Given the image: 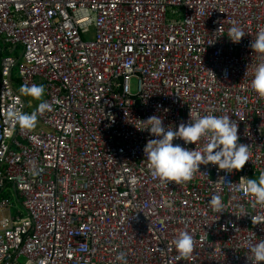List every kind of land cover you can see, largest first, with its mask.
<instances>
[{
	"label": "built area",
	"instance_id": "built-area-1",
	"mask_svg": "<svg viewBox=\"0 0 264 264\" xmlns=\"http://www.w3.org/2000/svg\"><path fill=\"white\" fill-rule=\"evenodd\" d=\"M260 31L264 0H0V43L22 48L0 70V264H251L264 239V206L247 194L264 175V98L248 87ZM32 84L50 110L21 131L5 113L17 98L33 112L19 92ZM190 113L237 122L249 161L161 184L143 121L175 130ZM180 231L189 258L171 244Z\"/></svg>",
	"mask_w": 264,
	"mask_h": 264
},
{
	"label": "clouds",
	"instance_id": "clouds-1",
	"mask_svg": "<svg viewBox=\"0 0 264 264\" xmlns=\"http://www.w3.org/2000/svg\"><path fill=\"white\" fill-rule=\"evenodd\" d=\"M245 32L239 26H232L228 32V39L238 44ZM212 44V43H211ZM250 47L259 57L252 79L248 87L258 97L264 98V31L256 34L252 39ZM20 96L31 97L39 100L37 109L31 113L23 111L22 101L17 98L13 106L5 113L6 120L13 126H18L21 131L32 130L36 127L38 113L50 110L46 101L42 100L45 89L43 85H24L19 89ZM190 123H181L175 130L171 126L165 127L163 120L156 115L143 121L145 129L155 138L149 140L144 148L147 154L148 168L151 175L158 179L161 184L183 183L193 178L194 173L200 171L201 165L217 166V170H223L231 174L233 170H241L249 161L248 145L239 143L238 124L227 116H216L213 114L201 115L193 118L190 113ZM144 129V130H145ZM179 139L183 145L174 144ZM204 141L201 150L190 149L186 145ZM223 178V177H222ZM225 184H231L226 182ZM247 194L252 197L253 205L264 206V175L258 180L249 179L247 182ZM209 207L221 214L224 205L219 195H213L208 201ZM246 215V214H245ZM178 257L185 259L191 257L194 250V240L188 231H180L171 241ZM248 259L251 264H264V239L253 245ZM127 264L124 254L118 257Z\"/></svg>",
	"mask_w": 264,
	"mask_h": 264
},
{
	"label": "rangeland",
	"instance_id": "rangeland-1",
	"mask_svg": "<svg viewBox=\"0 0 264 264\" xmlns=\"http://www.w3.org/2000/svg\"><path fill=\"white\" fill-rule=\"evenodd\" d=\"M5 47H7V49H6V52L4 51V48ZM4 47V43L3 42H1V44H0V59H1V53H2V55H5V54H7V53H9L10 52V46L9 45H6ZM21 53H22V48L21 47H19L18 49H17V55L18 56H21ZM17 72V71H16ZM133 89H135L134 87H133ZM29 98V100H31V104H32V107H31V110L32 111H34V109L36 108V106L39 104V103H41V101H39V100H32V98L31 97H28ZM45 92H44V95H43V97H42V100L44 101L45 100ZM35 105V106H34ZM36 126H38V127H41L42 125L41 124H38V125H36ZM256 180H258L259 178H255ZM23 263V262H22Z\"/></svg>",
	"mask_w": 264,
	"mask_h": 264
},
{
	"label": "crops",
	"instance_id": "crops-1",
	"mask_svg": "<svg viewBox=\"0 0 264 264\" xmlns=\"http://www.w3.org/2000/svg\"><path fill=\"white\" fill-rule=\"evenodd\" d=\"M1 44V43H0ZM6 45H4V47H5ZM11 47V46H10ZM6 49H7V47H5L4 48V51H6ZM8 54H15V55H17V49L16 50H14V49H12V47L10 48V52L8 53ZM5 55H7V54H5ZM5 55H3L2 57H1V59H0V70H1V66H2V58L5 56ZM27 99H28V102H29V106H30V109H31V107H32V104H31V100H29V98L27 97ZM35 106V105H34ZM38 106V105H37ZM37 106H36V108H37ZM35 108V109H36ZM34 109V110H35Z\"/></svg>",
	"mask_w": 264,
	"mask_h": 264
},
{
	"label": "trees",
	"instance_id": "trees-1",
	"mask_svg": "<svg viewBox=\"0 0 264 264\" xmlns=\"http://www.w3.org/2000/svg\"><path fill=\"white\" fill-rule=\"evenodd\" d=\"M6 52V51H5ZM8 54V53H7ZM3 55H2V53H1V57H2Z\"/></svg>",
	"mask_w": 264,
	"mask_h": 264
}]
</instances>
